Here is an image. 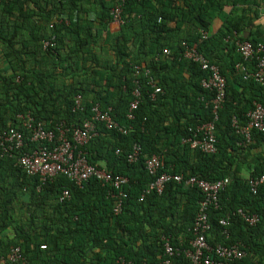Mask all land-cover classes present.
I'll return each instance as SVG.
<instances>
[{
	"label": "trees",
	"instance_id": "16d2710c",
	"mask_svg": "<svg viewBox=\"0 0 264 264\" xmlns=\"http://www.w3.org/2000/svg\"><path fill=\"white\" fill-rule=\"evenodd\" d=\"M112 6L111 0H0V136L17 129L30 151L36 145L27 140L20 117L30 115L34 124L54 130L61 123L81 126L93 107L110 108L127 133L96 122V134L80 149L90 165L128 181L121 211L114 214L109 185L89 179L78 187L63 175L42 181L18 166V151L0 147V258L19 247L24 264H192L183 250L190 248L203 194L173 181L161 194L146 193L157 175L169 173L210 182L228 178L218 206L207 209L206 240L244 251L242 259L224 264H264V185L256 194L248 186L249 178L264 175V131L252 129L245 143L232 125L235 119L247 126L254 102L264 106V83L245 80L235 69L241 56L233 42L237 35L264 45V0H126L125 23L111 31ZM59 17L69 23L55 24ZM52 36L55 46L44 48ZM182 43L225 79L216 120L213 93L201 85L207 73L183 57ZM150 80L161 90L154 99ZM135 87L141 99L128 120ZM211 122L215 154L182 143ZM135 145L140 153L128 162ZM152 155L163 160L157 175L145 168ZM64 190L69 198L60 201ZM237 209L255 214L257 222L248 225L233 215L222 227L219 220ZM164 239L179 253L167 257Z\"/></svg>",
	"mask_w": 264,
	"mask_h": 264
},
{
	"label": "built area",
	"instance_id": "2783aa9c",
	"mask_svg": "<svg viewBox=\"0 0 264 264\" xmlns=\"http://www.w3.org/2000/svg\"><path fill=\"white\" fill-rule=\"evenodd\" d=\"M113 6L110 9L111 22L118 27L125 23L122 14L123 6L126 0H111ZM55 24L67 25L69 20L67 17H59ZM53 27V24L49 26ZM234 45L237 48L241 61L235 65V69L242 73L243 79H254L256 82L264 83V45L262 43L253 44L246 40H241L237 35H234ZM202 37H206V33H202ZM55 46V36H52L48 41L43 42L44 48H53ZM183 57L200 66L201 70L207 73L201 85L204 89L213 93L212 107L214 120H216V111L220 108V104L225 95V79L220 74L219 69L215 65H211L202 54L198 53L196 48L182 43ZM167 54V50H163ZM248 63L252 64V71L248 70ZM136 71L140 67H134ZM148 75V71H145ZM151 81L153 92L151 99L155 95L161 93L160 88ZM132 101L129 104L127 111V119L134 118V111L137 110L141 91L135 87L131 93ZM80 96L75 100V106L79 107ZM93 116L85 120L81 126L66 127L63 123L58 125L54 130H47L43 124L37 122L34 124V119L30 115H26L22 119V127L29 133L28 141L36 145L31 147L30 151H24L27 146L23 132L10 128L0 136V147L4 152L18 151L17 156L18 166L29 176H39L42 181L53 178L58 175H63L80 187L89 179H95L102 185L111 187L110 196L116 199V204L113 208L114 214H118L122 208V199L126 194L123 192V186L127 184V179L123 176L113 175L111 172L99 169L90 165L86 159L85 153L80 149L96 134L95 123H103L106 129L117 130L121 134H126L127 130L119 126L110 116L111 109L101 111L97 107L92 108ZM247 126L239 127L236 120L232 122L233 127L242 136V141L249 143L251 141V130L259 132L264 131V106L254 102L252 109L247 113ZM69 134V135H68ZM182 143L189 145L191 149H196L204 154H215L217 152L216 139L214 137L213 123H207L196 128V131L191 137L182 139ZM139 147L135 145L133 152L128 156V162H133L139 155ZM145 168L151 175H157V171L163 166V160L158 155H152L145 158ZM181 183L196 187L203 194V200L199 203V210L194 219L192 226L193 238L190 241V248L183 250L185 257L192 264H224L240 260L245 256L238 244L222 245L217 244L210 246L206 240V234L210 229L208 223L207 209L209 206H218L219 193L225 189L229 182L228 178L217 181H207L202 178L190 177L183 179L180 175L169 173H161L156 176V179L146 189V193L154 191L161 194L165 186L169 182ZM264 185V175L256 178L248 179V186L253 194H256L259 186ZM69 198V192L64 190L60 201ZM143 198V196L141 197ZM238 215L248 225H254L258 218L255 214H250L242 209H237L235 212L227 214L225 218L219 220V224L225 227L228 224L230 216ZM223 233L227 234L224 229ZM164 254L171 257L178 254L179 250L174 249L167 239H164ZM215 255L221 261L215 262L211 256ZM25 258L19 247L12 248L5 258H0V264H24ZM167 264V262H165Z\"/></svg>",
	"mask_w": 264,
	"mask_h": 264
},
{
	"label": "crops",
	"instance_id": "0c3cea01",
	"mask_svg": "<svg viewBox=\"0 0 264 264\" xmlns=\"http://www.w3.org/2000/svg\"><path fill=\"white\" fill-rule=\"evenodd\" d=\"M261 20L262 21H261V27H260V30H259V34L262 37V39L264 40V10L262 11V14H261ZM217 21H219V20H216L214 22V24H213L214 25V29L213 30H215L218 27V25H219V22H217ZM215 25H216V27H215ZM117 28H118V26L111 22V25H110L111 31H113V30H115Z\"/></svg>",
	"mask_w": 264,
	"mask_h": 264
},
{
	"label": "rangeland",
	"instance_id": "374dc122",
	"mask_svg": "<svg viewBox=\"0 0 264 264\" xmlns=\"http://www.w3.org/2000/svg\"><path fill=\"white\" fill-rule=\"evenodd\" d=\"M217 22H219V21H217ZM215 27H216V25H215ZM212 29H214V25L212 26Z\"/></svg>",
	"mask_w": 264,
	"mask_h": 264
}]
</instances>
